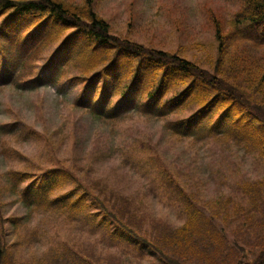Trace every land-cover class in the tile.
I'll return each mask as SVG.
<instances>
[{
    "label": "trees",
    "instance_id": "1",
    "mask_svg": "<svg viewBox=\"0 0 264 264\" xmlns=\"http://www.w3.org/2000/svg\"><path fill=\"white\" fill-rule=\"evenodd\" d=\"M239 1L242 7L228 29L219 22L214 30L217 58L209 55L202 67L177 52L113 35L110 24L94 12V0H0V87H79L75 109L101 123L139 114L166 121L163 129L171 137L222 147L233 143L264 161V0ZM69 181L77 187L58 196ZM9 184L24 207L68 219L80 216L84 224L102 228L109 240L126 242L137 259L152 257L160 264H264V179L241 184L249 205L238 208L243 218L238 229L248 233L247 226H253L258 231L250 239L257 248L253 259L243 256L241 261L236 251H246L238 246L245 239L238 237L239 244L230 247L226 227H219L215 216L201 218L203 213L189 197V221L166 238L153 239L117 214L123 203L106 192L104 198L95 196L73 170L50 168L36 178L14 171ZM5 223L0 213V264H21L12 259Z\"/></svg>",
    "mask_w": 264,
    "mask_h": 264
},
{
    "label": "rangeland",
    "instance_id": "2",
    "mask_svg": "<svg viewBox=\"0 0 264 264\" xmlns=\"http://www.w3.org/2000/svg\"><path fill=\"white\" fill-rule=\"evenodd\" d=\"M241 5L239 0H94L93 9L110 24L113 35L177 52L206 67L209 55L218 56L216 25L223 22L226 31ZM79 92V87L50 84L30 91L0 87V213L16 263L84 264L85 256L96 264H160L152 257L134 258L126 242L109 240L102 228L84 224L80 216L34 211L11 192L14 171L36 178L60 167L73 170L95 196L104 198L106 192L123 203L117 214L153 239L166 238L189 221V197L201 218L215 216L219 227H226L230 247L239 244L238 237L245 239L238 246L246 251H236L240 261L243 256L253 259L257 248L250 239L258 231L253 226H247L248 233L238 229L243 225L238 208L249 205L241 184L264 179V161L233 143L222 147L171 137L163 129L166 121L139 114L101 123L75 109ZM71 182L57 195L74 190L78 184ZM131 214L136 215L132 220Z\"/></svg>",
    "mask_w": 264,
    "mask_h": 264
}]
</instances>
